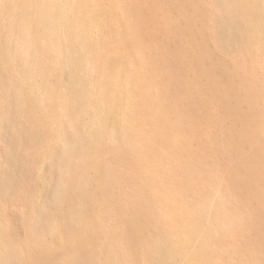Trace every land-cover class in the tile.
Returning a JSON list of instances; mask_svg holds the SVG:
<instances>
[{"label":"bare ground","instance_id":"1","mask_svg":"<svg viewBox=\"0 0 264 264\" xmlns=\"http://www.w3.org/2000/svg\"><path fill=\"white\" fill-rule=\"evenodd\" d=\"M212 1L216 8V18L213 22L217 46L219 45L224 51H230L227 53H234V50L255 45L256 50L259 49L264 53V0ZM113 6L112 0H0V25L4 23L2 25L5 28V35L0 34L2 62L0 70H4L5 74L0 81V129H7L11 134L10 139L1 141L4 145V158L10 168L2 173L0 194L5 193L7 197H14L19 191L29 188L34 201H31L34 221L33 230L30 231L42 239L47 237L50 247L53 244L59 250L63 249L65 238H69L76 225L80 223L82 227L88 228L90 218L97 213L92 200L95 189L102 183L104 166L102 167L100 160L87 165L85 162L89 158L93 159L92 157L103 150L107 141L112 143L119 138L125 153H137L134 158L135 166L140 164L151 172L155 170V166L181 153L184 139L188 140L182 136L186 132L180 136L175 135V141L169 140L172 129L175 130L170 126L172 122L171 124L168 122L169 125H167L171 131L166 129L171 133L170 135H167L165 129L158 127L160 119H163L160 116L167 114L166 111L163 112L167 108L165 107L167 103L163 98V100H157L158 105H152V108L145 102L149 95L145 94L144 82L149 77V65L152 63L141 55L138 46L133 45L139 38L135 36L141 34V26L133 22L134 20L128 19L127 12L132 3L127 2L120 15L114 12ZM152 12L154 13V9ZM7 16L9 19L6 18ZM146 18L145 20L148 19ZM153 28L151 32L154 31ZM143 29H145L144 26ZM148 35L146 33L147 40L150 42ZM140 37L144 36L140 35ZM152 37H150L151 40ZM261 97L263 98V95ZM249 107L251 108V104ZM175 111L176 109L174 113ZM189 111L186 107L182 110V115L175 113L177 119L173 120L174 124L178 120L179 127L183 126V130L178 128L177 133L180 130L190 129L188 131L190 141L192 139L200 142L201 136L197 135L198 132L200 134L204 123L199 125L196 116H191ZM243 116L249 126L250 119ZM52 125L55 126L53 131L50 129ZM244 125L242 129H245L244 137L246 138V129L249 132L251 130ZM243 130L240 129L241 133H244ZM249 132V136L252 135ZM185 137H187L186 134ZM29 154L30 158L28 160L26 157V161L25 155ZM198 154L201 155L197 153L196 157ZM194 155L195 153L192 156ZM207 155L209 153L205 154ZM45 160L49 162L50 173L47 176L38 175L36 172L39 165ZM76 171L79 172L78 181L71 187L66 180ZM254 171H256L254 175H258L257 170H253V173ZM168 172L173 171L168 170ZM52 180L56 183L54 187L50 186ZM201 197H199L200 202ZM204 197L206 196L202 198ZM170 199H167V202ZM170 204L169 208L173 205L172 202ZM214 204L215 206L212 205L213 215L211 220L208 218V221L210 209L207 211L204 203L197 204L192 213L188 212L192 207L190 206L187 212L179 214L180 217L177 216L178 214L168 216L169 220L165 223L163 216L161 219L165 227L164 231L160 232L162 229L160 227L161 229L153 235L152 252L149 251L153 253L154 264H210L212 241L216 238L223 240L228 233L239 231L245 222L241 215H244L243 212H237L238 215L222 213L229 210L225 207V211L220 209L224 204L221 196ZM193 207H195L194 202ZM231 209L230 211H233ZM178 211L182 210L176 212ZM1 215L3 216L0 209V264H23L24 256L16 250L13 251L11 242L7 241V227L1 222ZM144 216L149 215L144 212L138 218L143 220ZM178 218L182 221L181 225H178ZM110 250L102 256L104 258L102 264L127 263L121 261L118 253L112 252L113 249L110 248ZM41 251L39 253L43 254ZM45 255L44 253V256H38V259L34 260L36 264L39 261L43 264L42 262L47 259ZM76 259H78L77 256L66 259L64 264H77L74 263Z\"/></svg>","mask_w":264,"mask_h":264},{"label":"rangeland","instance_id":"2","mask_svg":"<svg viewBox=\"0 0 264 264\" xmlns=\"http://www.w3.org/2000/svg\"><path fill=\"white\" fill-rule=\"evenodd\" d=\"M113 2L114 12L118 15L121 14L127 2L132 3L129 12H127L128 19L134 20L133 22L141 26L140 35L144 37L135 36H139L140 40L134 38L136 41L133 45L138 46L141 55L152 63L149 65V77L144 82L145 94L149 95H147L148 99L146 95L144 96L147 99L145 102L152 108L158 105L157 100L165 98L167 103V106L165 105L167 108L163 111L164 113L166 111L167 114H163L164 117L160 116L164 120L160 119L158 127L165 131L166 129H175L170 130L172 134L166 131L167 135L171 134V138L168 137L169 140L175 141L176 136H180L184 132L187 137L185 134L182 136L188 140L184 139L182 152L176 154L177 157L171 158L166 161L167 163L160 162L165 165L159 164L151 172L140 164L135 166L134 158L137 153H125L121 148L122 142L119 138L115 140L116 143L112 142L113 145L111 141H107L103 150L92 157L93 159L89 158L88 162H85L87 165L100 160L102 167L104 166L101 176L102 183L95 189L92 200L97 213L90 218V227L87 226L88 228L85 227V229L80 223L78 226L76 225L72 234L68 236L69 238H65L66 242L62 250L55 248L53 244L50 247L51 244L47 237L42 239L30 231L33 230L34 214L31 205L34 201L29 188L19 191L16 196L14 195L16 198L7 197L4 195L5 193H1L0 209L3 214L1 222L7 227L6 237L8 239H6L11 242L12 250H16L24 256L23 264H36L38 256H44V253L47 261L44 260L43 264L45 261L48 264L50 257L49 264H64L66 259L74 256L78 257L74 260V263L77 264H102L104 259L102 256L107 253V250L111 251L110 248L113 249L112 252L118 253V258H121L120 260L125 263L152 264L153 262L154 264L153 253L149 251L152 252L153 235L161 229L160 227H162L160 232L164 231L162 217L164 216L165 223L169 220L168 216L178 214L177 216L180 217L187 212L190 206L192 207L188 212L192 213L197 204L204 203L207 211L210 209L207 221L208 218L211 220L214 208L212 205L215 206L214 203L221 196L224 204L220 209L229 210L222 213L238 215L237 212H243L245 216L241 215L245 222L239 231L228 233L223 240L216 238L212 241L210 264H264V251H262L264 250V53L259 49L256 50L255 45L239 49L240 51L234 50V53L233 50H231L232 53H227L228 50L224 51L219 45L217 46L218 42L214 37L216 8L212 0H112V4ZM144 17L148 19L145 20ZM6 18L9 19L8 16ZM2 24L4 25V23ZM2 24L0 25L2 30L0 34L2 33L1 35L4 36L5 28ZM151 28H153L154 34L151 32ZM146 33L150 42L147 40ZM149 36L152 37V40ZM251 47L252 49H250ZM0 68L2 69L1 56ZM0 72L1 81L5 74L4 70H0ZM260 95H263V98ZM158 96L161 97L158 98ZM250 104L251 108H248ZM184 107L190 110L191 116H196L199 125L204 123L200 134L198 132L197 135L201 136L200 142L196 141V143L192 139L190 141L188 138L190 129L182 131L183 126L179 127L178 120L174 124L177 119L175 113L178 112L179 115H182ZM173 108L176 109L175 113ZM248 112H250L249 117H247ZM242 114L247 117H245L246 119H250L249 126L246 124L247 120L244 121ZM166 117L167 119H165ZM168 122H172V124L170 123L171 128L167 126ZM198 124L197 126H199ZM243 125L247 126L245 128H249L251 132L253 130L251 133L246 129V138L244 137L245 129H242ZM54 128L55 126L52 125L51 131ZM178 128L182 129L181 133L180 131L177 133ZM239 128L244 133H241ZM248 132L252 135L249 136ZM10 136V131L0 129V180L3 177L2 173L10 168L4 158V145L1 141H7ZM244 139H248V141H244ZM185 147L186 150L193 152H187ZM197 147L198 149H196ZM259 150L263 156L260 155ZM207 152L209 155L205 156L208 154ZM193 153H195L194 156H192ZM197 153L202 155L200 157L198 154L199 159L196 157ZM26 157L29 160L30 154L25 155ZM25 160L27 161V158ZM256 164L257 169H255ZM168 170L173 172L169 173ZM253 170H257L258 175H254L256 171L253 173ZM36 173L43 176L49 175V162L43 161ZM78 173L76 171L67 178L66 182L71 187L74 186V182L78 181ZM187 174H189V178ZM189 180L191 181L188 182ZM50 186H56L55 180H52ZM187 188L189 191L186 190ZM167 193L168 195H166ZM201 196L207 197H204L205 202ZM199 197H201V202ZM209 197L217 199L214 201ZM167 199H170L169 202ZM211 200L213 201L210 202ZM171 202L173 205L169 208ZM193 202L195 207H193ZM83 205L81 206L83 207ZM177 210L184 212H176ZM144 212H147L149 216H144L143 220L138 218ZM178 220V225H181L182 221L179 218ZM127 234L129 235L127 236ZM46 241L47 243H44ZM39 250H42L43 254L39 253ZM46 250L49 252L47 253ZM39 263L41 264L40 261Z\"/></svg>","mask_w":264,"mask_h":264}]
</instances>
